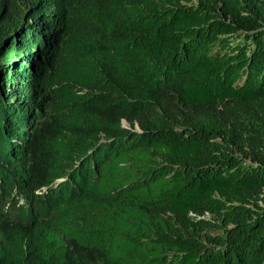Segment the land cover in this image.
Returning a JSON list of instances; mask_svg holds the SVG:
<instances>
[{
  "label": "trees",
  "instance_id": "trees-1",
  "mask_svg": "<svg viewBox=\"0 0 264 264\" xmlns=\"http://www.w3.org/2000/svg\"><path fill=\"white\" fill-rule=\"evenodd\" d=\"M261 103L264 0H0V264H264Z\"/></svg>",
  "mask_w": 264,
  "mask_h": 264
},
{
  "label": "rangeland",
  "instance_id": "rangeland-1",
  "mask_svg": "<svg viewBox=\"0 0 264 264\" xmlns=\"http://www.w3.org/2000/svg\"><path fill=\"white\" fill-rule=\"evenodd\" d=\"M199 0H192V4H198ZM237 41L236 43H238ZM249 110H253L255 113H248ZM240 118L245 124L251 125L252 123H262L264 122V103H261L257 106H251V107H244L240 112ZM124 126L130 127V125L127 122H124ZM135 131H140V128L138 125L135 127ZM218 141H222V139H218ZM260 205L264 208V203L260 202ZM198 220L203 221L202 224V231H200L201 236H205L207 233H210L212 235H223V231L221 230V226L223 225V222L221 219H218L217 217L206 214L202 217L197 218Z\"/></svg>",
  "mask_w": 264,
  "mask_h": 264
}]
</instances>
